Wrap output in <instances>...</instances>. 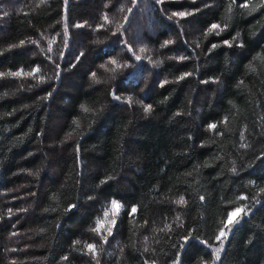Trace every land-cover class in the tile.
<instances>
[{"label":"trees","instance_id":"1","mask_svg":"<svg viewBox=\"0 0 264 264\" xmlns=\"http://www.w3.org/2000/svg\"><path fill=\"white\" fill-rule=\"evenodd\" d=\"M9 1L0 264H264V0Z\"/></svg>","mask_w":264,"mask_h":264},{"label":"rangeland","instance_id":"2","mask_svg":"<svg viewBox=\"0 0 264 264\" xmlns=\"http://www.w3.org/2000/svg\"><path fill=\"white\" fill-rule=\"evenodd\" d=\"M9 2H10L9 4H11L12 7H16L17 4H19V0H10ZM237 211H239V214L232 219L231 223H229V218H230L231 214L234 213V212H237ZM244 213H245L244 209L238 208V209L233 210L229 214V218L227 220L226 227H225V229L223 231L225 233V236H220V239H219V242H218V246L214 249V254H215L216 257L219 255L220 250H221V248H222V246L224 244V238H226V236L229 233V231H231V229L240 220V218L243 216Z\"/></svg>","mask_w":264,"mask_h":264},{"label":"snow or ice","instance_id":"3","mask_svg":"<svg viewBox=\"0 0 264 264\" xmlns=\"http://www.w3.org/2000/svg\"><path fill=\"white\" fill-rule=\"evenodd\" d=\"M213 27H216V26L214 25ZM182 202H183V201H181V203H182ZM114 207H116L115 204H114ZM238 214H239V211L232 213L231 216H230V218H229V223H231L232 219H233L235 216H237ZM220 236H225V233L222 231V232L220 233Z\"/></svg>","mask_w":264,"mask_h":264}]
</instances>
